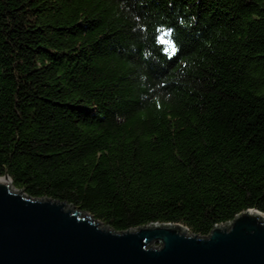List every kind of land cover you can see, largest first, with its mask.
Wrapping results in <instances>:
<instances>
[{
	"label": "trees",
	"instance_id": "16d2710c",
	"mask_svg": "<svg viewBox=\"0 0 264 264\" xmlns=\"http://www.w3.org/2000/svg\"><path fill=\"white\" fill-rule=\"evenodd\" d=\"M117 231L264 213V0H0V176Z\"/></svg>",
	"mask_w": 264,
	"mask_h": 264
},
{
	"label": "water",
	"instance_id": "95a60500",
	"mask_svg": "<svg viewBox=\"0 0 264 264\" xmlns=\"http://www.w3.org/2000/svg\"><path fill=\"white\" fill-rule=\"evenodd\" d=\"M10 182L0 176V264H264V213L256 208L206 236L158 222L117 231Z\"/></svg>",
	"mask_w": 264,
	"mask_h": 264
},
{
	"label": "bare ground",
	"instance_id": "6f19581e",
	"mask_svg": "<svg viewBox=\"0 0 264 264\" xmlns=\"http://www.w3.org/2000/svg\"><path fill=\"white\" fill-rule=\"evenodd\" d=\"M10 186H11V182H10ZM12 187V186H11ZM13 188V187H12Z\"/></svg>",
	"mask_w": 264,
	"mask_h": 264
}]
</instances>
